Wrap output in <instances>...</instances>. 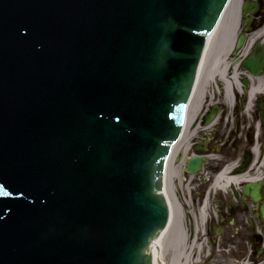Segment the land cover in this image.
Listing matches in <instances>:
<instances>
[{"label": "water", "instance_id": "1", "mask_svg": "<svg viewBox=\"0 0 264 264\" xmlns=\"http://www.w3.org/2000/svg\"><path fill=\"white\" fill-rule=\"evenodd\" d=\"M227 2L0 0V264H153L166 163ZM260 45L242 63L256 75ZM262 183L243 190L257 201Z\"/></svg>", "mask_w": 264, "mask_h": 264}, {"label": "flooded vegetation", "instance_id": "2", "mask_svg": "<svg viewBox=\"0 0 264 264\" xmlns=\"http://www.w3.org/2000/svg\"><path fill=\"white\" fill-rule=\"evenodd\" d=\"M251 26L254 27V30L260 31L262 34L260 40L264 43V0H261L260 8L252 18ZM240 101L238 99L237 102ZM220 108L224 112L222 104ZM237 108L239 109V107ZM203 112L202 104L194 109L185 143L191 145V149L194 144L200 143L206 145L210 152H223L229 157L244 158L250 151L251 138L250 131L241 130V119L234 120L232 124H224L219 121L211 127L210 131H204L202 128ZM187 150L188 148H186ZM257 168H260V164L257 165ZM205 190L206 185L198 184L196 189L198 200L202 201ZM208 202L215 207L214 214L218 224L216 235L212 236V242L219 243L231 253L237 250L242 256H264V247L261 248L264 240V221L260 213V208L264 203V187L259 204L255 203L250 196H244L241 189L239 190V197H237L234 186H231L227 193L222 191L212 193L208 197ZM213 225L214 222L211 221L210 231L213 230ZM256 240L260 244L255 245Z\"/></svg>", "mask_w": 264, "mask_h": 264}, {"label": "bare ground", "instance_id": "3", "mask_svg": "<svg viewBox=\"0 0 264 264\" xmlns=\"http://www.w3.org/2000/svg\"><path fill=\"white\" fill-rule=\"evenodd\" d=\"M242 3V0H231L223 18L221 19V22L219 23L218 28L216 31L211 35L209 38L208 46L206 47V51L203 58V63L200 70L199 80L197 83V88L195 90L194 98L192 100L191 106H190V112L191 107L198 108L200 106V102L203 101V96L205 95V86L208 82V79L211 78L212 75L215 74H222L223 70V64L224 59L222 58L221 63H219V56L221 53H219V50L214 51L215 45L217 47L219 40L217 37H220L222 39L221 44L224 43L227 47V52L229 49V46L231 44V40L233 39L234 30L237 27L238 21H239V10L240 5ZM219 38V39H220ZM225 41V42H224ZM213 53L212 57V64L207 67V60L210 57V54ZM206 71V76L202 80L203 72ZM213 77V76H212ZM189 112V121L191 118V113ZM189 125H187L188 128ZM187 130V129H186ZM186 131L184 133L185 138ZM182 140L178 143V145L174 148V152L172 154L167 174H166V185H165V193L169 201V205L171 207V220L170 223L165 231L161 234V236L155 241L154 243V259L155 264H165L166 262V256H165V250L166 248L173 249V245H179L176 250L178 251V256L176 258H173L171 261L173 264H185L182 263L180 260V257L184 255V244L186 242V234L184 233L182 227H180L178 223V215H177V200L174 196V190L175 186L172 185V182L175 180L176 177H179V167H177L175 163V159L177 154L181 151L180 145H182ZM174 164V167L172 168V165ZM180 166V164H179ZM170 167V168H169ZM171 172V173H170ZM233 182L238 183L239 178H233ZM241 180V179H240ZM179 204V203H178ZM182 225V224H181ZM176 252V251H175ZM188 258V255L185 256Z\"/></svg>", "mask_w": 264, "mask_h": 264}, {"label": "rangeland", "instance_id": "4", "mask_svg": "<svg viewBox=\"0 0 264 264\" xmlns=\"http://www.w3.org/2000/svg\"><path fill=\"white\" fill-rule=\"evenodd\" d=\"M220 37H217V39L219 40L220 43H218L217 47L215 45V49L219 50L220 56L219 58V63H221L222 58L224 59V62H222L223 67L228 65V61L230 62L232 60L231 57H228V53H227V47L226 45L221 44L222 39ZM225 42V41H224ZM212 57H213V53L210 54V57L208 58L207 62H208V66L210 64H212ZM233 69V66H231L230 71ZM212 83V82H211ZM208 88V85H207ZM192 109V108H191ZM255 118H258V115L255 113ZM227 157L229 156L228 154H225ZM234 158V157H232ZM221 164H224L223 162H221ZM175 187L177 189V195L180 196L181 202L184 204V209L181 208L179 205H177V215H178V223L182 227L184 233L186 234V242L184 244L183 250H184V255H182L180 257V260L186 261L187 259L189 260H197V257L200 254L202 256H206L209 254V251H212L211 254V259H213V261H217V262H223V260L228 261V257L221 255L219 252H221V249H216L214 246H211L209 248V245L207 244V240H206V236L210 237V228H209V223L203 221V219L200 217V214H198L200 208H201V201L198 200V197L195 194V191L193 190L192 193V197L194 199V204L192 205H187L186 203H184V199L185 196L187 198H190L189 195V189L191 187L187 186L186 184H181L179 183V180L176 179L175 183H174ZM189 187V189H187ZM191 191V189H190ZM175 193V192H174ZM214 206L213 204H208L206 207V211H208L209 215L213 214L214 211ZM195 213H197L196 218L194 217ZM182 224V225H181ZM196 234H198V239L196 244L193 243V239L196 236ZM204 234V235H203ZM201 243H203L204 249L202 250L200 248ZM173 249H169L168 250V255L165 252V256H166V261H168L169 259H173L176 258L178 256V250H176L178 248V246L175 244L173 245ZM167 251V249L165 250ZM176 251V252H175ZM218 254V255H217ZM188 255V258H186L185 256ZM205 258V257H204ZM243 260L246 259H238L237 257H233L231 262H233L234 264H241ZM262 260V259H261ZM257 261V260H256Z\"/></svg>", "mask_w": 264, "mask_h": 264}]
</instances>
